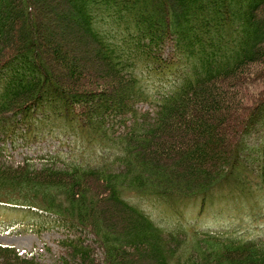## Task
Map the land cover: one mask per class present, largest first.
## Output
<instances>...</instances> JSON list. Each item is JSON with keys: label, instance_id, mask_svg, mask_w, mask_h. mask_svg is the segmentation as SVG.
<instances>
[{"label": "trees", "instance_id": "1", "mask_svg": "<svg viewBox=\"0 0 264 264\" xmlns=\"http://www.w3.org/2000/svg\"><path fill=\"white\" fill-rule=\"evenodd\" d=\"M60 1L95 75L41 39L39 1L0 0V209L58 229L66 250L45 263L0 245V264H264V225L238 228L264 219V94L242 90L264 75V0ZM130 193L221 195L240 223L169 228Z\"/></svg>", "mask_w": 264, "mask_h": 264}, {"label": "rangeland", "instance_id": "2", "mask_svg": "<svg viewBox=\"0 0 264 264\" xmlns=\"http://www.w3.org/2000/svg\"><path fill=\"white\" fill-rule=\"evenodd\" d=\"M37 1L42 5V8L37 12L39 24L44 25L40 33L41 39L51 46H62L68 59L71 61L73 59L74 62H78L87 75L92 76L97 74L99 66L95 56V50H93L91 45L83 42L76 34L66 30V21L61 18L66 6L60 0ZM188 5L191 9L189 12L194 14L195 6ZM231 9L236 10L234 4L231 6ZM192 18L191 23L197 21L196 14ZM215 26L217 25L215 24ZM226 45L227 42L224 41L221 46V49H223L221 53L226 52ZM56 67L63 74L65 73V68L62 64L59 63ZM242 90L245 91L244 96H248L249 104L255 102L264 94V75L258 78L255 77L251 82H246ZM261 115L264 116V111ZM41 146L50 149L53 145L46 142L41 144ZM54 146H57L56 142ZM237 151L239 154H243V156L246 155L242 145ZM19 153H15L14 160H10L9 162H12L14 165L20 162L22 154ZM243 159L244 157L241 156L240 161L242 162ZM135 199L139 200L147 211L157 216L158 220L169 228H172L170 225L177 226L183 222H189L201 228L221 227V229H224L231 227L230 229H234V226L240 223V217L234 213V209L230 208V204L226 201L216 204L215 199H213L203 211L200 210L198 203L190 202L186 205H177L175 203L172 205V207L178 209V212L175 213L172 210L167 211L164 205H159L152 199ZM216 199L220 200V198ZM262 207L264 208V202H262ZM263 223V218H253L248 223L240 224L238 228L243 230L245 228H251V231L254 233L256 225H264ZM37 225L38 221L28 218L26 214L10 213L0 210V244L14 246L24 253L34 251L46 263L57 261L65 251V248L59 245V242L63 239L62 234L57 230L37 232L35 230V226ZM240 229L236 231L238 235L241 234Z\"/></svg>", "mask_w": 264, "mask_h": 264}]
</instances>
